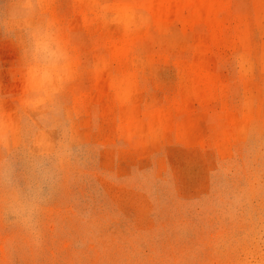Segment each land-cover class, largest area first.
Returning <instances> with one entry per match:
<instances>
[{"label":"rangeland","instance_id":"rangeland-1","mask_svg":"<svg viewBox=\"0 0 264 264\" xmlns=\"http://www.w3.org/2000/svg\"><path fill=\"white\" fill-rule=\"evenodd\" d=\"M0 264H264V0H0Z\"/></svg>","mask_w":264,"mask_h":264}]
</instances>
